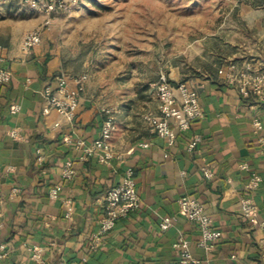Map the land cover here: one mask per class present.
<instances>
[{"label": "crops", "instance_id": "obj_1", "mask_svg": "<svg viewBox=\"0 0 264 264\" xmlns=\"http://www.w3.org/2000/svg\"><path fill=\"white\" fill-rule=\"evenodd\" d=\"M213 12L210 29L200 31L189 44L190 61L166 72L172 84L186 82L198 93L206 113L188 131L178 132L169 148L144 121L147 114L158 115L155 90L144 89L154 86L151 82L139 84L141 90L132 85L130 101H110L116 85H93L86 69L80 75H65L70 88H75L73 78L83 79L75 118L44 116L38 91L63 74L61 55L45 44L44 34L41 45L29 54L22 52L21 42L46 21L51 30L54 18L31 11L23 0L0 2V46L6 60L0 69L12 73V81L0 87V244L6 245L0 264H177L174 243L179 232L190 240L200 264H264V98L246 101L218 75L219 67L231 62H249L264 70V0H226ZM67 57L69 53H62V59ZM14 105H20V113L11 112ZM103 109L114 112L116 126L109 165L95 157L81 160L83 151L75 146L78 140L101 136ZM255 119L261 122L260 130ZM57 122L60 128H54ZM14 131L19 132L16 139L11 136ZM196 138V150L189 151ZM39 150L43 163L38 161ZM68 161L77 170L71 183L61 178ZM205 165L212 171L211 179L202 172ZM128 168L135 170L141 207L120 219L94 248L107 191L121 183ZM252 173L263 178L255 190L249 189ZM58 184L63 187L61 198L53 200L49 190ZM183 197L200 201L222 233L211 250L199 246L198 226L179 215ZM66 199L74 204L73 221L65 218ZM243 199H252L258 207L256 222L243 215ZM174 216V227L161 232L162 218Z\"/></svg>", "mask_w": 264, "mask_h": 264}, {"label": "built area", "instance_id": "obj_2", "mask_svg": "<svg viewBox=\"0 0 264 264\" xmlns=\"http://www.w3.org/2000/svg\"><path fill=\"white\" fill-rule=\"evenodd\" d=\"M2 0H0L1 2ZM79 0H23L28 8L36 13L44 14L52 18L57 14L69 11L78 4ZM49 21H46L45 27L48 28ZM44 29L27 32L21 42V50L24 54H29L34 48L42 43ZM3 48L0 46V63L6 62L2 56ZM218 75L222 77L229 85L233 86L243 97L248 98L251 93L257 95L259 99L264 98V70L255 67L252 63L245 62L236 64L228 63L218 69ZM12 81V73L5 69H0V87H5ZM68 78L63 74L56 75L53 80L43 87L38 93L44 101L43 115L49 116L56 113L63 119L72 120L75 118L76 111L80 106L81 95L84 92L83 79L75 77L72 79L75 88H70ZM155 94L158 101V115L147 114L144 121L148 127L158 137L163 139L169 148L176 143L177 133L188 131L192 124L203 120L206 117L205 109L200 103L198 93L192 89L186 82H180L176 85L170 82L167 75H161L155 84ZM13 114L21 112L20 105H14L11 109ZM104 121L101 127V133L98 139L93 141L78 140L75 143L76 149L83 151L81 160H88L95 157L99 163L109 165L114 159L111 140L115 132L114 112L110 109H103ZM257 130L262 128L258 119L254 120ZM61 123L54 124V128H60ZM18 131L11 133L13 138H18ZM70 142V140H67ZM200 138H196L189 144L188 150L195 151ZM39 163H43L45 158L42 151H37ZM242 169H248L242 165ZM204 176L208 179L213 177L209 165L202 168ZM77 177V170L73 161L65 163L61 178L66 183H71ZM263 182L262 176L258 173H252L250 190L260 187ZM63 191L62 185L58 184L49 190V197L53 200H59ZM104 215L99 222V230L93 238L92 246L98 248L102 245L104 237L112 232L120 219L128 217L137 212L141 207V200L136 188L135 170L128 168L124 172L123 179L116 187L111 188L105 197ZM66 211L65 218L73 221L74 204L71 199L64 201ZM179 215L188 222L198 226L201 239L199 246L211 250L213 246L221 241L222 233L214 226V219L207 214L205 206L198 200L191 197H183L178 201ZM243 215L256 222L259 210L252 199L242 200ZM177 218H162L159 229L161 232H167L174 227ZM174 248L179 252L177 264H200L191 252L190 240L182 232L178 233ZM0 258L6 255V245L0 244ZM237 259L236 255L232 256ZM33 259L37 262L39 251L35 250ZM264 263V257H263Z\"/></svg>", "mask_w": 264, "mask_h": 264}, {"label": "rangeland", "instance_id": "obj_3", "mask_svg": "<svg viewBox=\"0 0 264 264\" xmlns=\"http://www.w3.org/2000/svg\"><path fill=\"white\" fill-rule=\"evenodd\" d=\"M226 0H79L44 29L45 44L60 52L62 73L88 71L94 85H116L110 101H130L132 85L150 82L190 61V42L210 29L215 13ZM224 18L222 12L218 16ZM41 29V28H40ZM82 37L85 36V38ZM200 49L196 45L195 51ZM184 52L182 57L179 53ZM62 53L70 57L62 59ZM197 60V59H195ZM131 92V93H130ZM140 101H146L145 98Z\"/></svg>", "mask_w": 264, "mask_h": 264}, {"label": "trees", "instance_id": "obj_4", "mask_svg": "<svg viewBox=\"0 0 264 264\" xmlns=\"http://www.w3.org/2000/svg\"><path fill=\"white\" fill-rule=\"evenodd\" d=\"M38 94H39V93H38ZM39 95H40V94H39ZM256 99H257V96H256L255 94L251 93L250 96L246 99V101H255ZM112 188H113V187H112ZM110 189H111V188H110ZM110 189H109V190H110ZM109 190H108V191H109ZM108 191H107V192H108Z\"/></svg>", "mask_w": 264, "mask_h": 264}]
</instances>
